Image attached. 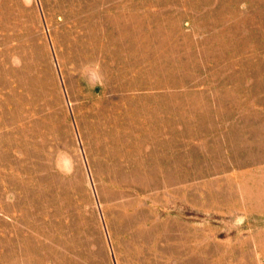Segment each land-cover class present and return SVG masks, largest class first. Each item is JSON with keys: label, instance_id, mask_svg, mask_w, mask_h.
Masks as SVG:
<instances>
[{"label": "rangeland", "instance_id": "374dc122", "mask_svg": "<svg viewBox=\"0 0 264 264\" xmlns=\"http://www.w3.org/2000/svg\"><path fill=\"white\" fill-rule=\"evenodd\" d=\"M0 264H264V0H0Z\"/></svg>", "mask_w": 264, "mask_h": 264}]
</instances>
